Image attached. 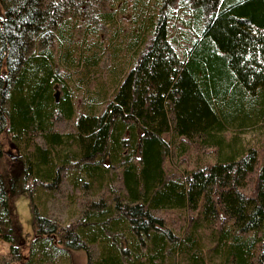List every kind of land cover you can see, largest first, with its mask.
I'll return each mask as SVG.
<instances>
[{"label": "trees", "instance_id": "obj_1", "mask_svg": "<svg viewBox=\"0 0 264 264\" xmlns=\"http://www.w3.org/2000/svg\"><path fill=\"white\" fill-rule=\"evenodd\" d=\"M167 3L133 0L98 80L107 51L76 30L113 9L0 0V135L16 151L0 149V264H70L68 249L86 264H264V145L240 141L264 132V0ZM191 149L213 159L189 165ZM18 193L33 207L23 255ZM57 193L73 219L49 216Z\"/></svg>", "mask_w": 264, "mask_h": 264}, {"label": "rangeland", "instance_id": "obj_2", "mask_svg": "<svg viewBox=\"0 0 264 264\" xmlns=\"http://www.w3.org/2000/svg\"><path fill=\"white\" fill-rule=\"evenodd\" d=\"M169 4H172L174 9V14H179L176 9L174 8L175 0H166ZM167 3V4H168ZM151 4V3H150ZM133 0H91V4H87L86 9L87 12H93V10H103L104 8L110 7L115 11L114 14V23L103 24L102 22H97L95 24L91 23L88 20V26L92 24L94 32H90V29H86L84 23H82L79 28L76 30V38L77 39H84V41L89 42L92 40H96L97 34L99 40L101 41V45L105 47L107 54H105L102 59L100 60L98 66L95 68V76L98 80H105L107 77V73L110 67L111 61V48L112 45L119 43L120 46L122 45L123 40H125V33H128L130 28L132 27L131 24V17L133 13ZM158 5L155 6L153 10L154 13H157ZM85 22V20H84ZM175 25L178 24L175 21ZM124 38V39H123ZM120 40V42L118 41ZM118 41V42H116ZM122 52V50H120ZM128 59V58H126ZM75 84V82L72 84ZM94 86V85H93ZM74 96L73 102L76 108V111L80 108L81 101L83 98V91L80 89H74ZM76 118V113L73 117ZM57 128L60 130H67L71 127V120H60L56 123ZM240 141L245 145H264V132H259L256 130H249L240 136ZM0 149L3 153L2 161L4 163H8L9 159L15 156L16 151L14 150L13 146L9 143L6 135H0ZM187 160L189 165H192L193 162H200L205 159H213V155L208 151H201L198 153L191 149L188 154H186ZM182 166L176 163L175 169L181 168ZM65 193L62 194H55L56 198L51 199L49 202V216L60 218V219H73L76 216V212H78L79 204L75 203L72 206H63L62 203L57 201V196L63 197ZM77 194H79L77 192ZM36 204V202H35ZM8 207L11 213V227L13 231L16 233L20 232L21 237L24 239V244L22 246V250L20 252L25 254L26 252V244L27 241L33 237V207L30 201V198L26 193H18L13 195L8 201ZM74 207L76 210L72 211ZM2 241V240H1ZM8 245V244H7ZM5 251L8 252V247L4 248ZM68 254L70 257V264H86V254L85 251L82 249H68ZM7 256L6 254H0ZM9 257V256H8Z\"/></svg>", "mask_w": 264, "mask_h": 264}, {"label": "crops", "instance_id": "obj_3", "mask_svg": "<svg viewBox=\"0 0 264 264\" xmlns=\"http://www.w3.org/2000/svg\"><path fill=\"white\" fill-rule=\"evenodd\" d=\"M8 247V245H7V243L6 242H4V241H1L0 240V254L2 253V254H6L7 253V251H5L4 250V248H7ZM5 257L4 255H0V257Z\"/></svg>", "mask_w": 264, "mask_h": 264}]
</instances>
